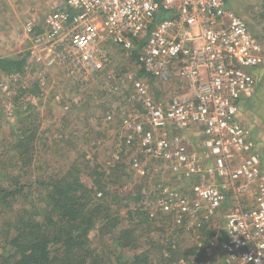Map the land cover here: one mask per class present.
<instances>
[{
	"label": "built area",
	"instance_id": "obj_1",
	"mask_svg": "<svg viewBox=\"0 0 264 264\" xmlns=\"http://www.w3.org/2000/svg\"><path fill=\"white\" fill-rule=\"evenodd\" d=\"M229 1L64 0L41 24L25 23L24 70L0 80L4 90L22 84L31 95L33 72L44 101L64 100L51 87L67 88L65 101L99 87L122 114L132 104L137 149L149 169L136 158L133 167L169 184L158 187L159 209L187 230L221 212L222 237L207 253L224 264H264V176L252 132L239 119L264 49ZM120 60L135 74H121ZM167 88L174 89L168 96ZM102 118L110 122L111 113ZM191 130L199 133L196 146L183 137ZM175 180L188 186L174 187Z\"/></svg>",
	"mask_w": 264,
	"mask_h": 264
},
{
	"label": "rangeland",
	"instance_id": "obj_2",
	"mask_svg": "<svg viewBox=\"0 0 264 264\" xmlns=\"http://www.w3.org/2000/svg\"><path fill=\"white\" fill-rule=\"evenodd\" d=\"M31 1V4H28L23 3V0H0V58L13 59L19 55H25L28 50V39L23 35L25 23L31 20L36 26L41 24L44 16L55 10L64 0H48L42 7L35 4L34 0ZM238 1L231 0L229 2L230 7L238 15L245 17L246 14L240 13V10L248 8L249 4H252L256 19L252 15L247 16V25L254 36L257 34L256 31L264 35V0H241L239 4ZM254 23L256 25L258 23L260 26L259 31L253 28ZM116 58L122 59L124 57L118 55ZM119 63L124 67L121 74H135V70L129 65L128 61L120 60ZM28 75L30 76L29 81L32 83V85L30 84L32 86L31 95L30 93H23L24 90L20 86L22 84L4 90L1 87L0 80V143L5 141L6 145L4 146H7L9 143L13 144L15 142L12 125L15 126L14 129L16 130L24 127L28 129L33 126L38 127L37 135L46 140L48 147L46 146L45 150L40 151L39 161L35 162V166H39L41 172L34 174L31 171L28 176L29 181H35L36 176L41 173L45 175V178L41 177L39 180L44 179V183L45 180L48 181L49 177L59 174V176L65 175L70 167L76 166L80 181L88 187H92L93 191L106 194L108 198L105 200L107 203L104 207H107V213L110 212V215L116 211L115 202L120 203L126 197L125 195L131 192L139 194H137L139 197V201L136 203L137 206L132 204L129 199L124 201V205L131 202L130 207L132 209L142 208L145 211L148 208L150 211L156 212L158 187L165 188L164 186L169 184L155 183L149 175L141 177L133 167V160L136 158L137 161L146 165L147 170L149 169L148 162L136 145V138L138 137L136 131L137 120L133 116L136 107L129 102H125L123 105H126L128 109H134L129 111V114H122L121 105L118 103L114 108V102H108L107 100V98L110 100L111 96L102 94L103 91L99 87H92L87 93L77 95L75 101H65L66 95L70 93L67 88L61 86L60 91L51 87L50 95L54 97L55 91H57L64 100L58 102L47 98L44 101L41 100L40 96L36 97L39 90L36 91L33 88L35 83L33 72L28 73ZM150 83L149 85L152 86L150 88L151 92L158 95L159 92L151 81ZM173 90L167 88L166 95L168 96ZM105 113H111L112 120L110 122H105L102 118ZM25 117L28 118L24 119ZM22 120L24 121L23 126ZM124 121L128 125H124ZM16 123H19L20 127H17ZM128 140L130 141L129 144L127 143ZM96 182L95 187L93 184ZM171 184L178 188L188 186V183L184 180H175ZM101 186L104 188H98ZM120 194H122V197L118 198L117 196ZM96 197L98 198V196ZM92 198L95 199V197ZM156 213L159 216L151 221V230L148 231V235H145L143 239L138 240L136 243L138 252L143 250V243L147 238H151L156 245H163V247L167 245L169 233L166 234V229H171L174 226L170 224L173 217L169 218V214L159 210ZM156 213L155 215L153 213L150 218H156ZM212 220L214 222L210 224L209 228L216 232L215 238H218V236L221 238L224 226L222 213L219 212ZM207 236V233L200 231V228L185 229L181 233L170 235L172 239L174 238L173 243L177 245L180 255H187L188 261H192L191 257L196 253L194 247L189 248L195 243L196 245L200 243V246L206 248ZM0 239L3 242L2 232L0 233ZM90 239L92 241L91 248L97 254L100 252L97 255L98 257L106 256L112 262L115 260L116 255H121L124 258L132 256V252L122 250L111 242L113 236L110 233L104 234L100 238L93 232ZM0 246L3 247V244ZM204 248L198 251L202 255L204 254L202 260L206 262V259L208 260V257L212 255L207 254ZM155 253V250H149L151 258L158 255ZM214 257L217 256L212 257L214 263L221 264L222 260L220 261V259ZM178 264L184 263L180 261Z\"/></svg>",
	"mask_w": 264,
	"mask_h": 264
},
{
	"label": "trees",
	"instance_id": "obj_3",
	"mask_svg": "<svg viewBox=\"0 0 264 264\" xmlns=\"http://www.w3.org/2000/svg\"><path fill=\"white\" fill-rule=\"evenodd\" d=\"M26 57L0 58V75L22 73ZM16 126L20 127V124L16 123ZM11 127L15 142L7 146H4L5 141L0 143V233L3 236V242L0 239V245L3 244L0 246V264H178L180 261L184 264H215L210 259L202 260L204 254L199 251L205 246H194L193 261H188L187 255H180L170 235L181 233L186 228L173 220L170 224L174 226L166 229V234L169 233L167 245H156L147 238L143 250L138 252L137 241L148 235L151 221L157 219L159 215L156 212L161 210L158 207L156 212L148 208L145 211L132 209L131 202L136 205L139 201L136 192L126 194L120 203L115 202L116 211L110 215L104 207L108 198L106 194L95 192L80 181L76 166L70 167L65 175L49 177L44 183V179L39 180L45 178L41 173L35 181H29L31 171L34 174L40 171L35 162L39 161L40 151L48 145L37 135L38 127L20 130L14 129V125ZM96 184L93 185L96 187ZM117 197H122V194ZM128 199L130 204L124 205ZM153 213H156V218L151 219ZM212 219L201 220L200 231L207 233V245L216 237V232L209 228L214 222ZM93 232L100 238L110 233L113 236L111 242L132 252V256L116 255L112 262L106 256L98 257L100 252L97 254L91 248ZM149 250H155L158 255L151 258Z\"/></svg>",
	"mask_w": 264,
	"mask_h": 264
},
{
	"label": "crops",
	"instance_id": "obj_4",
	"mask_svg": "<svg viewBox=\"0 0 264 264\" xmlns=\"http://www.w3.org/2000/svg\"><path fill=\"white\" fill-rule=\"evenodd\" d=\"M47 1L48 0H34L33 2H35V4H39L42 7ZM24 2L31 4L32 1L23 0V3ZM239 3H241V0L238 1V4ZM228 6L230 9H232L229 4ZM240 13L246 14L245 17L241 15V17L244 18V20L246 19L245 21H247V16L250 17L251 15L253 16V18L256 19L255 11H254L252 4H249L248 8L241 9ZM253 28L259 31L260 26L258 25V23L257 25L254 23ZM256 33H257L256 36H254L253 34L252 35L260 42V44L262 45L264 49V35H261V33L257 31ZM254 73L257 78L256 90H255L253 97H251L248 100L242 101L240 103L239 119L252 132L253 139L255 140L256 145H257L256 146L257 153L260 156L261 170L264 176V63L263 65L255 69ZM183 137L190 145L196 146L198 143V139H199V133L197 130H194V131L191 130V131L185 132L183 134ZM195 245L196 243L192 245L189 249L193 248ZM199 246H200V243H198L195 247H199ZM204 251H206V248H204ZM213 256L214 255H212L211 257H208V259L211 258L210 261L214 263V259L212 258ZM191 258H192L191 260L193 261L194 256H192ZM214 258L220 259V261L222 260V258L219 256L214 257ZM206 261L208 260L206 259ZM220 263L222 264L223 261Z\"/></svg>",
	"mask_w": 264,
	"mask_h": 264
}]
</instances>
